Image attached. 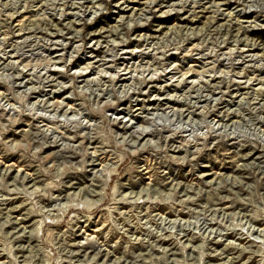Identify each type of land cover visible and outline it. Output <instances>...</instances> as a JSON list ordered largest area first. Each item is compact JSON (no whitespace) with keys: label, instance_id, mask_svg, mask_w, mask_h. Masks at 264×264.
<instances>
[{"label":"rangeland","instance_id":"rangeland-1","mask_svg":"<svg viewBox=\"0 0 264 264\" xmlns=\"http://www.w3.org/2000/svg\"><path fill=\"white\" fill-rule=\"evenodd\" d=\"M0 27V264H264V0H0Z\"/></svg>","mask_w":264,"mask_h":264},{"label":"bare ground","instance_id":"bare-ground-1","mask_svg":"<svg viewBox=\"0 0 264 264\" xmlns=\"http://www.w3.org/2000/svg\"><path fill=\"white\" fill-rule=\"evenodd\" d=\"M189 1V0H188ZM6 26V25H5ZM0 28H2V27H0ZM11 72V71H10ZM143 131V130H142ZM145 132V131H144ZM144 132H143V134H144ZM148 132V131H147ZM142 135V134H141ZM146 135V134H145Z\"/></svg>","mask_w":264,"mask_h":264}]
</instances>
